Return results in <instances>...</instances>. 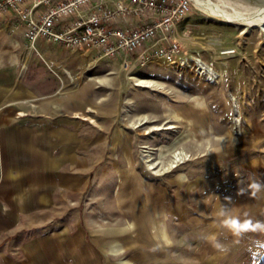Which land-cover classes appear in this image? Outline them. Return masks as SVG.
I'll return each mask as SVG.
<instances>
[{
  "label": "rangeland",
  "instance_id": "1",
  "mask_svg": "<svg viewBox=\"0 0 264 264\" xmlns=\"http://www.w3.org/2000/svg\"><path fill=\"white\" fill-rule=\"evenodd\" d=\"M196 1L179 39L213 66L217 82L160 59L97 61L98 52L47 41L18 50L27 58L17 72L91 88V126L76 129L91 134L98 158L86 187L70 196L75 223H61L75 224L77 259L84 247L100 264H264V229L236 236L225 225L264 224V188L255 196L249 188L264 185V21L255 16L264 0ZM220 11L246 20L227 22Z\"/></svg>",
  "mask_w": 264,
  "mask_h": 264
},
{
  "label": "crops",
  "instance_id": "2",
  "mask_svg": "<svg viewBox=\"0 0 264 264\" xmlns=\"http://www.w3.org/2000/svg\"><path fill=\"white\" fill-rule=\"evenodd\" d=\"M28 45L24 28L0 16V264H100L89 248L77 259L75 224L61 226L75 223L70 196L86 187L98 158L91 134L76 129L91 126L84 115L93 104L91 88H59L49 74L17 72L27 58L18 50Z\"/></svg>",
  "mask_w": 264,
  "mask_h": 264
},
{
  "label": "built area",
  "instance_id": "3",
  "mask_svg": "<svg viewBox=\"0 0 264 264\" xmlns=\"http://www.w3.org/2000/svg\"><path fill=\"white\" fill-rule=\"evenodd\" d=\"M189 8V0H0V16L22 26L31 46L42 39L123 63L130 56L141 64L160 59L217 82L212 65L182 49L178 28Z\"/></svg>",
  "mask_w": 264,
  "mask_h": 264
},
{
  "label": "clouds",
  "instance_id": "4",
  "mask_svg": "<svg viewBox=\"0 0 264 264\" xmlns=\"http://www.w3.org/2000/svg\"><path fill=\"white\" fill-rule=\"evenodd\" d=\"M249 188L251 189V194L255 196L257 192H260L262 188H264V185L258 182H253L249 185ZM240 194H244L247 190L245 188H240L239 190ZM221 214L223 215L224 212L222 210ZM225 225L229 227L233 234L236 236H239L242 232L249 231V230H256V229H264V224L260 222H256L253 224L252 221L248 220L243 223L240 222L238 218H231L225 220ZM209 239L215 240V237H210ZM216 247H220L219 244H216Z\"/></svg>",
  "mask_w": 264,
  "mask_h": 264
},
{
  "label": "bare ground",
  "instance_id": "5",
  "mask_svg": "<svg viewBox=\"0 0 264 264\" xmlns=\"http://www.w3.org/2000/svg\"><path fill=\"white\" fill-rule=\"evenodd\" d=\"M196 1V0H195ZM206 1V0H205ZM210 1V0H209ZM197 2V1H196ZM195 2V3H196ZM211 2V1H210ZM205 3H207V2H205ZM209 3V2H208ZM210 4V3H209ZM206 5V4H205ZM208 5V4H207ZM222 5V4H221ZM214 6V5H213ZM223 6H225V5H223ZM227 6V5H226ZM229 6V5H228ZM204 7V6H203ZM214 7H216V6H214ZM213 7V8H214ZM218 7V6H217ZM203 9V8H202ZM208 9H209V7H208ZM212 9V8H211ZM216 9V8H215ZM215 9H213V11L215 10ZM218 9H220V8H217L216 10H218ZM256 11V10H255ZM218 12V11H217ZM234 12V11H233ZM219 13V12H218ZM254 13V12H253ZM238 14V13H237ZM252 14V13H251ZM220 15L224 18V20L225 21H227V22H235L236 20H246V19H243V18H240V16L241 15H239L238 16V18L236 17V16H234V15H230V14H228V13H224V11H220ZM245 16V15H244ZM255 16H258V19L260 20V21H264V7H262V8H259V10L257 11V14L255 15ZM248 17V16H247ZM253 17V16H252ZM247 22H251V20L249 21V19H248V21ZM243 24V23H242ZM258 24V23H257ZM246 25V24H245ZM260 28H261V30L264 32V23H260V26H259ZM138 84L140 85V86H150V84L147 82V81H142V80H140L139 82H138ZM239 118H236L235 119V121H236V123H239ZM170 127H172V126H170ZM181 159V155L180 154H177L176 156H175V161L174 162H176V161H178V160H180ZM171 165H173V163L171 164Z\"/></svg>",
  "mask_w": 264,
  "mask_h": 264
}]
</instances>
